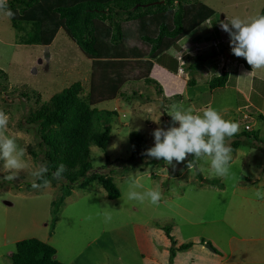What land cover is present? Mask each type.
<instances>
[{
	"label": "rangeland",
	"instance_id": "374dc122",
	"mask_svg": "<svg viewBox=\"0 0 264 264\" xmlns=\"http://www.w3.org/2000/svg\"><path fill=\"white\" fill-rule=\"evenodd\" d=\"M199 1L215 11L208 24L212 29L206 32L209 35L206 44H211L212 37L219 42L229 36L220 27L227 17H253L264 5V0ZM124 17L118 20L124 31V45L148 50L149 45L140 37V22ZM167 21L172 26L171 18ZM206 27L202 24L189 35L199 36L198 43L205 45L199 32ZM151 28L154 29L151 35L156 34L158 30ZM16 36L8 16L0 13V69L5 72V76L0 75V109L9 114L10 131L18 134V142L26 147L29 165L16 180L9 181L3 179L8 173L0 161V181H5L0 184V264H11L10 254L16 242L25 238H37L53 246L55 258L63 264H264V199L256 195L257 191L264 192V151L254 148L248 139L233 149L226 177L213 175L204 160L195 161L192 169L184 167L179 174L172 175L173 166L162 159L160 166L142 162L128 171L112 174L120 191L117 198L109 199L101 184L93 181L86 187L73 188L55 212L52 202L61 193L60 185L51 183L39 190L31 187L33 178L29 173L39 163L30 150L38 154L39 148L34 129L25 128L23 122L31 111L75 81L82 83L85 93L90 85L91 60L63 28L48 47L18 44ZM185 37L158 60L178 68L175 50L186 41L188 36ZM224 47L231 53L230 43H219L217 51L224 59L221 62H225ZM202 59L210 61V56ZM239 61L236 65L242 63ZM229 64L231 70H236L234 60ZM182 67L187 75L182 76L188 81L189 68ZM196 67L200 68L199 64L192 67L193 71ZM252 70L247 67L239 78L231 75L225 87L212 91L203 81L186 85L183 97L191 100L173 97L169 105L160 100L161 95L153 85L142 81L124 85L125 94L131 95L132 91L138 94L129 100L118 96L97 105L98 109L115 110L117 114L109 117L111 139L106 150L91 148L89 160L93 168L105 165L107 160L128 157L132 130L143 133L149 148L153 147L157 127L168 130L179 126L169 115L173 104L196 110L211 105L222 110L226 119L238 122L240 131L243 115L250 112L246 122L249 131L259 130L264 140V122L259 117L264 116V69L251 73ZM238 87L242 90L240 94L236 91ZM196 172L204 179L200 180ZM215 178L223 185L205 180ZM138 182L144 188L158 184L163 193L160 202L153 205L147 200L143 204L128 200L129 192L145 191L134 186ZM108 216L111 218L107 219ZM165 225L171 228L176 242L173 245L162 229ZM185 242L193 243L178 250ZM208 243L218 252L205 247Z\"/></svg>",
	"mask_w": 264,
	"mask_h": 264
},
{
	"label": "trees",
	"instance_id": "16d2710c",
	"mask_svg": "<svg viewBox=\"0 0 264 264\" xmlns=\"http://www.w3.org/2000/svg\"><path fill=\"white\" fill-rule=\"evenodd\" d=\"M7 4L14 13L8 18L11 28L17 32L16 43L48 47L58 30L63 28L91 60L90 85L85 93L82 83L75 81L31 111L23 122L25 128L34 129L39 153L32 150L30 153L38 163H47L50 172L55 171L60 163L67 167L63 180L51 181L58 183L61 190L59 197L52 202L56 206L55 212L73 188L86 187L93 181L101 184L109 199L117 198L120 191L112 174L128 171L142 162L159 166L162 162L144 155L149 148L148 141L143 133L132 130L129 132L128 157L107 160L105 165L93 168L89 160L91 148L96 146L106 150L111 139L109 117L117 114L115 110L98 109L97 105L118 96L131 99L138 94L137 91L127 95L122 88L133 81L153 85L165 103L170 104L173 97L182 98V94L164 96L162 85L150 76V70L154 61L177 40L212 17L214 9L199 0H7ZM259 14H264V5ZM122 16L140 22V37L149 45L148 50L124 45V31L118 21ZM170 18L172 26L167 21ZM151 26L158 30L154 35H151L154 30ZM197 58L200 60L199 56ZM240 59L247 66V61ZM194 65L197 64L192 60L191 70ZM134 71L138 73L131 75ZM0 75L5 76L1 69ZM228 76L224 70L213 76L208 81L209 89L225 86ZM192 83H195L193 77L186 84L190 86ZM259 117L264 122V116L260 114ZM247 118L243 117V130L231 138L232 148L237 149L244 139H248L254 148L264 151L260 131L244 129ZM193 159L189 155L185 162L175 164L170 174H179ZM196 174L200 180L204 179L200 172ZM205 180L223 185L216 178ZM4 182L1 180L0 184ZM162 229L172 245L175 244L170 226H162ZM192 243H182L177 249L185 250ZM203 243L204 239L201 240ZM55 253V248L47 242L25 238L16 242L10 261L11 264H63L55 258Z\"/></svg>",
	"mask_w": 264,
	"mask_h": 264
},
{
	"label": "clouds",
	"instance_id": "9594fccd",
	"mask_svg": "<svg viewBox=\"0 0 264 264\" xmlns=\"http://www.w3.org/2000/svg\"><path fill=\"white\" fill-rule=\"evenodd\" d=\"M0 13L7 16L14 15L8 8L7 0H0ZM220 27L230 36L232 54L244 58L253 69L251 73L264 69V14L248 18L227 17L226 21L221 22ZM182 64L190 68V62H182ZM169 115L174 122H178L179 126L168 130L157 127L153 132L154 146L148 148L144 155L157 160L162 159L169 166H174V161L176 164L183 163L189 155H192L194 159L187 163L189 169H192L195 161L204 160L209 164L213 175L228 176L233 159L230 141L239 132V123L226 119L222 110L211 105L196 110L173 104ZM9 123V114L0 109V161H3V168L8 173L3 179L14 181L20 172L28 169L29 165L26 147L18 142V134L10 131ZM66 171L67 167L63 163L52 172L47 163H41L33 167L29 173L33 178L31 187L37 190L46 189L51 185L52 180H63V173ZM134 186L144 188L139 182ZM144 189L142 193L129 192L127 199L141 204L146 200L153 205L160 202L163 193L158 184ZM256 195L264 199V192L257 191Z\"/></svg>",
	"mask_w": 264,
	"mask_h": 264
},
{
	"label": "crops",
	"instance_id": "0c3cea01",
	"mask_svg": "<svg viewBox=\"0 0 264 264\" xmlns=\"http://www.w3.org/2000/svg\"><path fill=\"white\" fill-rule=\"evenodd\" d=\"M212 18H213V16L208 18L206 21H204L203 23L200 24V25L205 24V26H207L205 28V30L199 32L200 34H202V36L204 38L205 45H201L198 43V41H199L198 37L199 36L191 37V35H189L190 32H192L196 28H199L200 25H198L192 31H190L188 34L185 35V36H188V38L186 39V41L182 42V44L180 45V48L178 50L177 49L175 50L178 53V54H176L177 56H175V57L178 59V62H179L178 66H177L178 68L176 70H174L173 67H170L166 62H162L159 60L154 61V64L150 70V76L153 77L154 79H156L162 85L164 96L170 97L174 94H182V99H188V97H185V98L183 97V95L185 93L184 88H186V85H187L186 84L187 80H186V78H184L182 76V75H186V71L184 70L185 68L182 67V65H183L182 62H188L189 63L192 60H194L196 62V64H199L200 68H197L196 71H193L190 68L188 69L189 70L188 74L190 75V78L193 77L195 79V83L198 81L199 82L203 81V82L208 83V81L213 76L220 74L221 71H223V70L228 72V74H229L228 81H229V78L231 77V75H234L236 78H239V76L244 75V72L247 70V67L250 71L252 70V68L249 64H247V66H245L242 63H238L236 65L235 62L237 60L239 61L240 58L233 55L232 52L231 53L228 52L226 47L223 48L224 54L226 56L225 62H221L222 60L224 61V59H222V56H220L221 54L217 51V49H218L217 47H218L219 43H225V42L230 43V37L229 36L224 38V39L219 40V42H218V40L215 41V39H217V38L212 37L213 40L210 39L212 41L211 44H206L207 38H209V35L206 36V32L207 31L211 32L212 27H208V24L212 22V20H213ZM185 36L181 37L179 40L185 39L186 38ZM211 47H213V50L210 49ZM197 56H199L200 60L197 58ZM209 56H210V61L209 60L206 61V60L202 59L203 57H209ZM233 60H234V64H232L233 67L236 66V70H234V71L231 70L230 64H229L230 62H233ZM213 61L215 62L214 64H213ZM239 62H241V61H239ZM242 65H244V67L246 69L245 68L242 69V67H241ZM184 67H186V66L184 65ZM219 71H220V73H219ZM228 81L226 82L225 86L227 85ZM195 83H192V84H195ZM225 86H223V87H225ZM250 89L251 88L248 87V90H250ZM210 91H212V90H210ZM236 91L239 94L242 92V90L239 89V87ZM139 94H141V93H139ZM243 95H244V93H243ZM159 98H160V100L162 99V97H159ZM247 98L248 97H246V100H247ZM150 100H151V98L148 99L149 102H150ZM188 100L190 101L191 99L189 98ZM238 108H242V107L238 106Z\"/></svg>",
	"mask_w": 264,
	"mask_h": 264
},
{
	"label": "water",
	"instance_id": "95a60500",
	"mask_svg": "<svg viewBox=\"0 0 264 264\" xmlns=\"http://www.w3.org/2000/svg\"><path fill=\"white\" fill-rule=\"evenodd\" d=\"M205 247H207L211 251H214L215 250L209 243L208 244H205Z\"/></svg>",
	"mask_w": 264,
	"mask_h": 264
},
{
	"label": "built area",
	"instance_id": "2783aa9c",
	"mask_svg": "<svg viewBox=\"0 0 264 264\" xmlns=\"http://www.w3.org/2000/svg\"><path fill=\"white\" fill-rule=\"evenodd\" d=\"M244 128L248 130L250 127H249L248 124H246V125L244 126Z\"/></svg>",
	"mask_w": 264,
	"mask_h": 264
}]
</instances>
